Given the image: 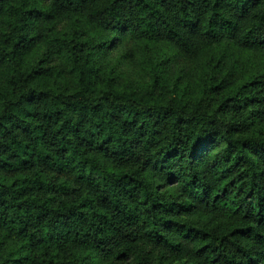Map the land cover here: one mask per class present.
Returning a JSON list of instances; mask_svg holds the SVG:
<instances>
[{
    "label": "trees",
    "instance_id": "obj_1",
    "mask_svg": "<svg viewBox=\"0 0 264 264\" xmlns=\"http://www.w3.org/2000/svg\"><path fill=\"white\" fill-rule=\"evenodd\" d=\"M0 20V172H34L0 177V264H264V68L225 67L263 55L264 0H0ZM125 40L167 47L139 89L99 82ZM180 56L204 71L167 90Z\"/></svg>",
    "mask_w": 264,
    "mask_h": 264
},
{
    "label": "rangeland",
    "instance_id": "obj_2",
    "mask_svg": "<svg viewBox=\"0 0 264 264\" xmlns=\"http://www.w3.org/2000/svg\"><path fill=\"white\" fill-rule=\"evenodd\" d=\"M62 21H66L64 18H61ZM62 22L60 23V27L62 28ZM8 29L5 21L0 20V37L5 33V31ZM41 31H44L42 34L44 37L47 36L46 26L40 27ZM3 32V33H2ZM147 45V46H146ZM146 47V49H144ZM149 48L150 53L153 56H159L163 52V49H167L163 46L160 42H125L121 43L119 46V49L112 55H106L102 56L97 62V66H99L102 71L100 72V77H103L99 80L100 84L109 83V81L112 83L113 86L117 88H132V89H139L141 86L145 85L148 82V75L145 68V65L142 64V59L145 56V52ZM224 54L221 50H216L214 53L208 54L205 57L208 58L210 62H214L220 57H222ZM226 57V64L225 67L228 69L234 63V61H237L239 63V66L245 65L248 60H250V57H252V66L256 69H263L264 68V53L263 55L261 53L255 52V53H249V52H241L237 55V57L234 59V55L229 54ZM56 58V59H54ZM53 59L58 62L57 66H53L54 68L51 69L49 76H46L42 79L46 83H52L54 80L57 79L55 74H58L59 70H62L66 65L62 64V59H57L58 57H54ZM172 62L164 66V73H163V85L165 89L169 90L172 89L175 80L179 79L181 76L186 75L187 77H184V80L187 85L195 86V82L197 80V77L200 72L204 71L201 66H203L205 63L203 62V59L200 60H191L186 57H171ZM62 64V65H61ZM251 67L250 65H247ZM67 71V69H66ZM206 71V70H205ZM236 77L241 76V72H235ZM42 172L43 176L47 178V180L51 181H58V182H68L69 184H72L71 190L67 194H61L59 195V200L63 197V199L67 200H78V197L83 193V187L75 180L74 174L68 170L65 173H52L45 170H40ZM34 172L29 171L25 173H15V174H9V173H1L0 177H16V176H31ZM1 236V234H0ZM29 264V263H28ZM31 264V263H30Z\"/></svg>",
    "mask_w": 264,
    "mask_h": 264
}]
</instances>
